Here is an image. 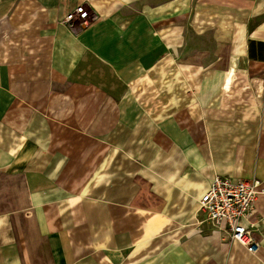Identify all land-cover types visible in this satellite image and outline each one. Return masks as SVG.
<instances>
[{
  "label": "crops",
  "instance_id": "1",
  "mask_svg": "<svg viewBox=\"0 0 264 264\" xmlns=\"http://www.w3.org/2000/svg\"><path fill=\"white\" fill-rule=\"evenodd\" d=\"M0 171L30 228L0 264H264V0H0ZM215 175L258 182L252 248Z\"/></svg>",
  "mask_w": 264,
  "mask_h": 264
},
{
  "label": "built area",
  "instance_id": "2",
  "mask_svg": "<svg viewBox=\"0 0 264 264\" xmlns=\"http://www.w3.org/2000/svg\"><path fill=\"white\" fill-rule=\"evenodd\" d=\"M90 12L85 5L71 10L65 18L69 24L86 21ZM253 178L233 179L215 175L211 186L200 199V208L217 228L229 234L232 240L252 248L255 223L250 220L259 191Z\"/></svg>",
  "mask_w": 264,
  "mask_h": 264
},
{
  "label": "rangeland",
  "instance_id": "3",
  "mask_svg": "<svg viewBox=\"0 0 264 264\" xmlns=\"http://www.w3.org/2000/svg\"><path fill=\"white\" fill-rule=\"evenodd\" d=\"M20 176L14 171H0V241L20 238L29 234V208L17 197Z\"/></svg>",
  "mask_w": 264,
  "mask_h": 264
}]
</instances>
